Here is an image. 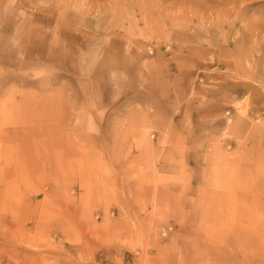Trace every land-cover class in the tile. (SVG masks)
<instances>
[{
  "label": "rangeland",
  "instance_id": "rangeland-1",
  "mask_svg": "<svg viewBox=\"0 0 264 264\" xmlns=\"http://www.w3.org/2000/svg\"><path fill=\"white\" fill-rule=\"evenodd\" d=\"M258 262L264 0H0V264Z\"/></svg>",
  "mask_w": 264,
  "mask_h": 264
},
{
  "label": "bare ground",
  "instance_id": "bare-ground-1",
  "mask_svg": "<svg viewBox=\"0 0 264 264\" xmlns=\"http://www.w3.org/2000/svg\"><path fill=\"white\" fill-rule=\"evenodd\" d=\"M261 251H262V250H261ZM242 260H243L244 262H246L245 259H242ZM247 261H248V260H247ZM258 263H259V262H258ZM259 264H260V263H259Z\"/></svg>",
  "mask_w": 264,
  "mask_h": 264
}]
</instances>
